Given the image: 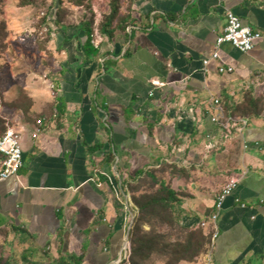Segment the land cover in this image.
I'll return each instance as SVG.
<instances>
[{
  "label": "crops",
  "instance_id": "obj_1",
  "mask_svg": "<svg viewBox=\"0 0 264 264\" xmlns=\"http://www.w3.org/2000/svg\"><path fill=\"white\" fill-rule=\"evenodd\" d=\"M128 1V35L95 33L89 54L79 26L60 27L53 59L0 82L5 129L20 133L23 150L17 176L0 178V226L23 242L11 263L116 264L138 211L128 185L167 164L189 172L172 180L187 230L213 213L228 179L238 180L217 214L209 264H264V110L224 134L210 113L212 98L231 105L264 96V0ZM227 11L262 40L249 53L221 44L204 66ZM21 91L27 116L11 108Z\"/></svg>",
  "mask_w": 264,
  "mask_h": 264
},
{
  "label": "trees",
  "instance_id": "obj_2",
  "mask_svg": "<svg viewBox=\"0 0 264 264\" xmlns=\"http://www.w3.org/2000/svg\"><path fill=\"white\" fill-rule=\"evenodd\" d=\"M22 6L36 4V0H21ZM124 0H111L110 14L98 24L99 33L112 40L117 33L127 34L128 25H135L131 14L124 15L122 11ZM82 3V0H79ZM45 19V16L41 19ZM45 20H43L44 22ZM60 21L58 26L63 27ZM95 19L90 22H83L79 26V31L85 35V47L89 54L95 52L91 44L94 36ZM40 27V31H41ZM4 27L0 26V37H2ZM51 35V30H50ZM128 35V34H127ZM51 39V38H50ZM3 48H0V50ZM54 95V91H53ZM262 95V94H261ZM227 114L243 118L254 119L259 117L264 110V96H257L248 93L244 99L237 104H228L225 99L221 101ZM11 108L21 110L27 116L31 110V101L27 94L20 92L18 100L11 105ZM5 120L0 116V135L6 132ZM183 178L188 180L189 172L179 169L175 165H164L160 170L149 171L147 176L140 179L133 185H128L133 202L138 208L134 216L132 227L128 234L130 242V253L128 264H149L153 257H156L158 264H179L180 262H192L201 254L205 253L209 247L211 236V225L197 227L196 230H187L180 224L181 211L179 210L180 200L177 193L172 189V180ZM103 182L107 178H102ZM178 228L174 238L173 235L164 231L165 227ZM148 227L149 229H146ZM208 230L205 232L204 230ZM75 263L79 259L74 258ZM159 260V261H158ZM66 262L64 261L63 264ZM0 264H12L9 258L0 256Z\"/></svg>",
  "mask_w": 264,
  "mask_h": 264
},
{
  "label": "rangeland",
  "instance_id": "obj_3",
  "mask_svg": "<svg viewBox=\"0 0 264 264\" xmlns=\"http://www.w3.org/2000/svg\"><path fill=\"white\" fill-rule=\"evenodd\" d=\"M110 2L111 0H82V3H79V0H36V4L22 6L21 0H0V26L4 27L3 35L0 37V48H3L0 50V68H2L0 82L4 84L10 80V77L11 79L17 77L18 80L27 78L37 72L44 60L53 59L55 45L64 36L58 21L73 33L75 31L73 27L95 19L94 35L95 33L100 35L97 30L98 24L110 14ZM129 2L124 0L123 7H127ZM44 16L43 22L41 19ZM13 66L16 67L15 70L10 69ZM1 103L3 107L8 105L3 101ZM2 106L0 116L4 118L5 111ZM173 226L165 227L164 231L177 238L176 232L179 231L174 223ZM18 236L11 233L10 225L0 226V256L3 255L10 261L12 258L16 261L21 258L23 242ZM127 242L130 248L128 239ZM202 255L205 256L202 263L209 264L208 249ZM157 259L153 257L149 264H158ZM197 259L179 264H198L200 260ZM128 261L129 258L121 257L116 264H128Z\"/></svg>",
  "mask_w": 264,
  "mask_h": 264
},
{
  "label": "built area",
  "instance_id": "obj_4",
  "mask_svg": "<svg viewBox=\"0 0 264 264\" xmlns=\"http://www.w3.org/2000/svg\"><path fill=\"white\" fill-rule=\"evenodd\" d=\"M261 40V33L254 31L252 28L242 24L236 16H234L230 12H227L225 14L224 27L222 29V32L215 41V51L212 53L210 58L204 59L203 63L208 67L212 60L219 59V53L217 52V49L221 44L229 43L239 52L249 53ZM232 71V68H224L223 66L219 67L220 73H232ZM155 87H159V85ZM52 89L53 86H51V90ZM211 104L212 112L210 113L212 122L220 129L223 134L228 132L230 128H235L238 131H242L246 128L248 124L247 119L227 114L219 98H212ZM36 125L37 128H35V132L33 134L34 137H37L38 134L42 131V119H38L36 121ZM6 126L10 127L8 124H6ZM209 147H212L213 149L215 148V146L211 144L208 146V148ZM22 167L23 150L20 133L13 130L12 128H8L6 129V132L4 134L0 135V178L7 179L12 176H17L19 170ZM237 183L238 180L236 178H230L226 181V183L221 187L220 191L215 197L213 204V213L209 215L207 219L201 221L199 224V226L203 227L211 225V241L208 247L209 261L212 250V243L214 238L216 237L217 232V228L215 225L217 214L222 207L224 199L232 193V191L237 186ZM241 207L244 208V205H241ZM128 246L129 243H126L122 250V257H124V259L129 258L130 248H128Z\"/></svg>",
  "mask_w": 264,
  "mask_h": 264
},
{
  "label": "bare ground",
  "instance_id": "obj_5",
  "mask_svg": "<svg viewBox=\"0 0 264 264\" xmlns=\"http://www.w3.org/2000/svg\"><path fill=\"white\" fill-rule=\"evenodd\" d=\"M227 12H229V11H227ZM227 12H226V13H227ZM226 13H225V14H226ZM230 13H231V12H230ZM228 44H229V43H228ZM203 64H204V63H203ZM204 66H205V65H204ZM229 130H231V128H230ZM240 132H241V131H240Z\"/></svg>",
  "mask_w": 264,
  "mask_h": 264
},
{
  "label": "water",
  "instance_id": "obj_6",
  "mask_svg": "<svg viewBox=\"0 0 264 264\" xmlns=\"http://www.w3.org/2000/svg\"><path fill=\"white\" fill-rule=\"evenodd\" d=\"M128 243V242H127Z\"/></svg>",
  "mask_w": 264,
  "mask_h": 264
}]
</instances>
